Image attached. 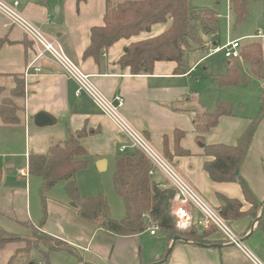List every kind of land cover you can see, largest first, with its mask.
I'll return each mask as SVG.
<instances>
[{"label":"crops","instance_id":"0c3cea01","mask_svg":"<svg viewBox=\"0 0 264 264\" xmlns=\"http://www.w3.org/2000/svg\"><path fill=\"white\" fill-rule=\"evenodd\" d=\"M4 1H18L20 13L48 39L56 41L104 96L109 99L123 97L120 110L124 117L212 207L220 212L225 199L240 203L241 215L225 219L245 247L264 264V114L254 125L253 136L238 170L250 190V198L260 206L256 213L238 181L214 180L204 168L206 162L214 159L206 153V146H234L252 125L260 110L259 94L250 87L253 81L259 82V89H264V78L255 77L246 84L219 87L215 78L224 74L234 61L225 56L227 60L215 64L212 70L205 67L206 72H196L204 58L215 55L209 54L208 47L220 45L217 30L215 33L198 30L195 42L184 47L180 61H157L150 72L132 74L121 68L119 59L124 48L139 39H120L97 55H85L91 42L90 29L104 24L106 0ZM227 3L229 8V0ZM166 26L164 24L151 36L162 32ZM247 37L260 43L264 64V33L258 30ZM242 45L240 43V48ZM40 50L20 27L12 25L0 13V102L12 98L23 108L20 124L0 127L22 128L25 134L29 132L27 127L37 128L33 132V144L31 142L24 152L25 167L16 166L14 161H0V213L12 208L4 205L3 199H9V194L21 193L19 184L23 179L26 200H29L28 154L45 152L52 144L64 140L69 132L85 130L80 142L88 152L87 165L94 172H107L115 165L116 156L135 149L86 93L76 94L75 81L61 71L48 53L38 56ZM239 62L243 73L248 75L246 62ZM15 76L23 80L22 97L10 96L16 85ZM218 100L232 104L231 114L220 115L215 126L200 132L194 117L205 110H213ZM38 112L47 113L53 122L36 126L33 118ZM121 145L128 147L121 151ZM19 169H24L27 175L21 176ZM153 179L156 183L166 182L158 170ZM85 191L104 190L95 185L93 190ZM40 230L70 247V250L54 251L70 254L73 260L68 264H151L162 259L166 251L162 232L161 235L158 230L150 234V229H146L128 236L113 234L99 222L82 219L69 198L48 203V217ZM203 233L204 229L198 227L197 235L207 244L186 238L171 244V240L165 264H254L241 249L227 243L220 232L207 236Z\"/></svg>","mask_w":264,"mask_h":264},{"label":"trees","instance_id":"16d2710c","mask_svg":"<svg viewBox=\"0 0 264 264\" xmlns=\"http://www.w3.org/2000/svg\"><path fill=\"white\" fill-rule=\"evenodd\" d=\"M34 1L42 3L44 0ZM250 1L229 0V8L235 25L246 18ZM216 21L215 12L208 9L196 10L189 6V0H106L104 24L90 29L91 42L85 55H97L120 39L128 40L141 33L150 32L155 24H166V28L156 35L131 41L124 48L119 59L122 69H127L132 74L147 73L157 61H180L184 47L188 48L191 43L195 42L198 29L206 33H215L218 30ZM240 54L241 60L248 66L249 74L243 73L239 60L235 58L228 70L215 78V83L219 87L246 84L251 77L264 78L260 43L251 41L242 45ZM15 78L16 85L10 96L22 97L24 94L23 80L18 76ZM259 99L260 110L250 128L238 138L237 144L206 146V153L212 155L214 159L204 165L205 170L214 180L238 181L245 198L250 199L254 205L255 213L260 206L254 198H250V190L238 170L253 136L254 125L264 114V92L259 94ZM22 112V106L14 99L2 100L0 102V125L20 124V113ZM231 112L230 102L218 100L213 110L197 113L194 117V124L200 132L207 131L215 126L220 115L231 114ZM85 133V130L69 132L64 140L52 144L45 152L28 154V174L39 176L42 180L40 191L42 201L53 185L64 181V190L71 202L75 204L78 215L84 220L99 222L102 228L113 234L134 235L155 225L157 230L165 235L166 250L176 235L198 244L208 243L203 240L202 236L197 235L198 227L195 225L187 230H178L175 227L170 213L171 199L175 191L171 187L157 185L153 175L148 174L149 161L137 149L115 157L112 184L123 202L124 216L122 218L114 219L110 216L107 200L102 193L81 194L75 175L88 163V152L80 142ZM239 205L240 203L236 200L225 199L220 214L224 218H237L241 215L238 211ZM262 216L264 217V212ZM45 219L46 213L43 209V216L38 223L39 228ZM215 231H217L216 228L210 226L204 229L203 236ZM41 235L42 237L32 235L29 239L28 237L25 239L23 236L10 234L0 227V249L11 242L26 240L29 244L18 248L16 254L28 251L31 245L40 244L46 246L45 250H40L45 257L53 251L70 250L66 243L51 235L46 233H41ZM8 264H16L14 257H11Z\"/></svg>","mask_w":264,"mask_h":264},{"label":"rangeland","instance_id":"374dc122","mask_svg":"<svg viewBox=\"0 0 264 264\" xmlns=\"http://www.w3.org/2000/svg\"><path fill=\"white\" fill-rule=\"evenodd\" d=\"M189 6L196 8V10H212L218 15L219 18L216 21V25L219 34V46L236 38H239L240 43L245 45L251 41L257 40L255 38L250 39L247 35L256 34L258 30L264 33V0H251L248 3V14L246 18L236 25L233 22V14L228 8L227 0H189ZM163 25L164 24H155L152 26L150 32L141 33L132 38L141 39L151 36ZM199 32L202 33L204 31L200 30ZM203 60V63L197 66V73L206 72L204 69L205 67L208 68L207 70H212L215 64H222L225 60L224 50L218 51L215 55L206 57ZM211 82L213 83V80ZM250 87L257 91L256 94H261L264 91V89H259V82L257 81H253ZM223 91L224 90H222L221 93H224ZM27 129L29 132L25 134L22 128L12 129L0 127V161H14L16 166L25 167L26 159L24 157V152L29 148L31 142L33 144L35 137V133L33 132L37 128L34 129L33 126H30V128L27 127ZM114 172L115 165L110 166L107 172H94L86 165L76 172L75 180L79 192L83 195L102 193L107 200L110 216L114 219H120L124 216V206L121 197L116 194L112 184ZM30 176L27 182L28 202L26 200L27 192H25L26 181L23 179L22 183L19 184L21 193L15 192L14 196L13 194L8 195L9 199H3L4 205H10L12 208L6 210L4 213H0V227L10 234L23 236L25 239H27V237L29 239L32 235L36 237L39 235L42 237L41 233L44 232L40 230L38 223L43 216V209L45 210L47 219L48 203H54V201H62L68 198L64 190V181H59L50 188L45 194L44 201H42L40 192L42 180L39 176ZM95 185L102 188L104 191L91 193L85 191V189L89 191L93 190ZM27 204L28 208H26ZM23 220L25 221L22 222ZM150 228H152V226ZM158 235H161V233L159 232ZM25 244L27 245L29 243L26 240L15 241L7 244L3 249H0V264H8L11 257H14L16 264H68L73 260L70 254L65 251H53L50 252L47 257L43 256L40 252V250H45L46 248L43 244L38 246L31 245L28 251L16 254V250Z\"/></svg>","mask_w":264,"mask_h":264},{"label":"built area","instance_id":"2783aa9c","mask_svg":"<svg viewBox=\"0 0 264 264\" xmlns=\"http://www.w3.org/2000/svg\"><path fill=\"white\" fill-rule=\"evenodd\" d=\"M18 5V1L8 3L0 0V13L12 25L20 27L33 42L40 46L41 50L38 56L48 53L58 64L61 71L75 81L77 85L76 94L86 93L100 111L109 117L118 130L126 136L129 146L139 150L147 158L149 161V175H153L155 170L160 171L164 175L166 182L157 183V185L174 189L175 192L171 199V216L175 227L178 230H187L193 225L202 229L213 226L222 234L227 243L241 249L254 264H262L245 247L240 236L232 229L229 222L222 217L220 212L212 207L124 117L120 110L124 104L123 97L116 96L114 99H109L104 96L93 85L90 76L81 71L56 41L48 39L36 25L20 13ZM221 50H224V56L228 59L241 58L239 40L228 41L222 46L208 47L209 54H214ZM127 147L128 145H121L120 150L124 151ZM18 172L21 176L27 175L24 169H19ZM196 214L197 216H195ZM156 231L157 226L154 225L150 228V234H154Z\"/></svg>","mask_w":264,"mask_h":264},{"label":"water","instance_id":"95a60500","mask_svg":"<svg viewBox=\"0 0 264 264\" xmlns=\"http://www.w3.org/2000/svg\"><path fill=\"white\" fill-rule=\"evenodd\" d=\"M33 120H34V124L36 126H38V127H43V126L49 125V124H51L53 122L52 117L49 116L45 112H38V113H36L34 115ZM72 204L75 206L74 203H72ZM263 208H264V205L262 207V210H263ZM178 240H185V239L183 237H181V236L176 235V236H174L172 238L171 244H174ZM169 253H170V247H168V249L164 253V256L162 257V259H160L158 261H155V262H153L151 264H164L166 262L167 258H168Z\"/></svg>","mask_w":264,"mask_h":264}]
</instances>
